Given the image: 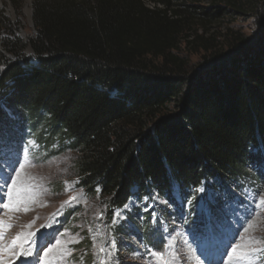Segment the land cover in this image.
<instances>
[{"label": "trees", "instance_id": "16d2710c", "mask_svg": "<svg viewBox=\"0 0 264 264\" xmlns=\"http://www.w3.org/2000/svg\"><path fill=\"white\" fill-rule=\"evenodd\" d=\"M10 3L21 15L23 0ZM31 3L27 40L0 10V98L69 142L83 188L121 208L134 192L164 196L177 186L184 195L246 174L264 148V7L255 8L253 43L235 37L223 51L201 40L209 54L193 66L177 54L185 19L166 8Z\"/></svg>", "mask_w": 264, "mask_h": 264}, {"label": "rangeland", "instance_id": "374dc122", "mask_svg": "<svg viewBox=\"0 0 264 264\" xmlns=\"http://www.w3.org/2000/svg\"><path fill=\"white\" fill-rule=\"evenodd\" d=\"M145 2L166 8L171 18L185 19L177 54L193 66L209 54L201 40L223 51L228 50L235 37L253 43L260 26L255 8L264 7V0ZM0 10L15 23L16 33L24 40L35 33L31 0H23L21 15L10 0H0ZM25 52L32 53L29 47ZM0 108L4 111L0 118V159L5 165L0 171V195L4 197L0 205L8 202V186L13 179L17 181L14 189L19 185V189L24 188L23 197L25 193L40 197L34 207L21 206L22 211L13 215L0 207V220L12 225L6 230L3 243L24 233L21 243L23 249L30 248L26 259L30 264H41L53 257L54 264H159L151 253L162 251L170 264H249L248 257L234 258L240 256L239 251L230 257L232 246L264 248V204L259 203L264 200V148L254 151L257 158L233 184L202 181L184 195L177 186L164 196H137L134 192L125 204L127 208H114L98 193L80 185L75 170L77 153L69 142L61 140L56 132L51 133L46 122L34 124L24 114L13 113L5 98H0ZM5 178L7 184L3 182ZM200 188L204 191L197 192ZM70 197L75 199L65 204ZM16 198L23 200L14 193L13 199ZM27 206L31 210L25 213ZM28 234H32L30 238ZM169 241L171 245L165 249ZM65 249L70 256L60 255ZM20 250L18 244L10 253H4V259L17 264L20 256L15 253ZM261 257L264 252L251 254L254 264H264ZM22 260L23 256L18 263L22 264Z\"/></svg>", "mask_w": 264, "mask_h": 264}, {"label": "snow or ice", "instance_id": "6c2138e0", "mask_svg": "<svg viewBox=\"0 0 264 264\" xmlns=\"http://www.w3.org/2000/svg\"><path fill=\"white\" fill-rule=\"evenodd\" d=\"M30 143H34V142H30ZM25 151L27 152V149H25ZM4 162L2 159H0V171L3 170L4 167ZM10 167L12 165H9ZM24 167L23 164L20 165V168L22 169ZM4 184H7V179H4ZM17 181L15 179H13L12 181V185H16ZM12 185L8 186V192H7V196H8V202L3 203L2 205H0V207H3L4 209L10 210V211H20L21 209L18 207V204L21 202L20 200H15L13 199L14 197V193L16 196H19L21 189L16 188L14 189ZM197 192H202L204 191L203 188L197 189ZM4 197L2 195H0V200H3ZM75 199V197H70L68 201L64 202L65 204H70L73 200ZM260 204H264V200H261L259 202ZM128 205H125V208H127ZM23 211H29L28 208H24ZM12 225L4 220H0V264H12L11 260H5L3 253L5 252H11V250L13 248H15L18 244H20L21 250L19 252H16L15 255L16 256H22V255H26L27 253H25L23 247H22V243L21 240L22 238L25 237L24 233H17L16 237L13 238V240L10 243H3V238H4V234L6 232V230L8 228H10ZM32 234H28V238H30ZM248 239V238H246ZM25 242H27V240H25ZM72 242H78V240H73ZM61 244V241H57V245L59 246ZM171 245V241H169L168 244L165 245V249H167L169 246ZM101 251H103V249H101ZM240 252V256L239 257H234L235 259H243L244 257H248L249 258V264H254V261L251 258V254L252 253H261L264 252V248H256V249H245L243 247V245H233L231 252L229 253L230 257L233 256V254ZM65 253L70 256L71 253L67 252L66 249L63 250L60 255L63 257L65 255ZM30 255V254H28ZM151 255H153L156 260L159 261V264H170V261L167 258L166 252H153L151 253ZM262 259H264V257H261ZM55 262V257H53L52 260H43L41 262V264H54Z\"/></svg>", "mask_w": 264, "mask_h": 264}, {"label": "bare ground", "instance_id": "6f19581e", "mask_svg": "<svg viewBox=\"0 0 264 264\" xmlns=\"http://www.w3.org/2000/svg\"><path fill=\"white\" fill-rule=\"evenodd\" d=\"M20 178H21V177H20ZM25 181H26V180H25ZM19 182H20V180H19ZM23 184H24V183H23ZM36 184H37V183H36ZM12 186H13V188H15V185H12ZM19 186H20V185H19ZM19 186H18V187H19ZM34 186H35V185H34ZM36 186H37V185H36ZM18 187H17V188H18ZM23 189H24V188L21 189L22 193H21V195H19V197H21L24 201L21 200V199H17V198L14 199V201H15V200H20V201H21V202L18 204V207H19V208H20L21 206H24V207H25V205H29V206L31 205V208L34 207L35 204H36L34 201H35V200L37 201L40 197L37 196V195H35V194H33V193H30V195L27 194L28 196H26V193H25V196L23 197ZM25 189H26V188H25ZM26 192H27V191H26ZM37 198H38V199H37ZM23 202H24V203H23ZM29 206H27V208H28L29 210H31V208H29ZM33 210H34V209H33ZM21 211H22V210H21ZM16 212H17V211H12L11 214L13 215V214L16 213ZM32 212H34V211H32ZM25 213H26V211H25ZM28 213H29V212H28ZM23 216H24V215H23ZM24 217H25V216H24ZM29 217H30V216H29ZM27 218H28V216H27ZM11 220H12V219H11ZM8 221H9V219H8ZM10 224H11V222H10ZM14 225H15V224H14ZM9 229H10V228H9ZM41 233H42V232H41ZM24 240H27V239H24ZM38 241H39V240H38ZM9 242H10V241H9ZM21 242H22V240H21ZM21 242H20V243H21ZM33 242H34V241H33ZM25 243H26V242H24V245L26 246ZM38 243H39V242H38ZM19 245H20V244H19ZM25 246H24V247H25ZM22 247H23V246H22ZM28 247H29V246H28ZM28 247L26 246V247L24 248V251H25V253H27V254H26V255H22V256H23V260H22L23 263H22V264H30V260H28V261L26 260L27 257L30 256V255H28V254H30V252H29V249H30V248L28 249ZM30 247L33 249V248H35V245L33 244V247H32V246H30ZM18 248H19V247H18ZM13 249H15V248H13ZM39 250H40V249H39ZM31 251H32V250H31ZM16 252H17V251H16ZM50 252L52 253L53 251L50 250ZM5 253H6V252H5ZM54 254H55V253H54ZM56 254H57V253H56ZM3 255H4V253H3ZM35 255H36V257H37V254L34 253L33 256H35ZM36 257H35V258H36ZM20 258H21V256H20L19 258L16 259L17 264H19V263H18V262H19L18 260H19ZM32 260H33V259H32ZM42 261H43V260H42ZM36 262H37V261H36Z\"/></svg>", "mask_w": 264, "mask_h": 264}, {"label": "built area", "instance_id": "2783aa9c", "mask_svg": "<svg viewBox=\"0 0 264 264\" xmlns=\"http://www.w3.org/2000/svg\"><path fill=\"white\" fill-rule=\"evenodd\" d=\"M254 151H255V150H254ZM254 151H253V152H254Z\"/></svg>", "mask_w": 264, "mask_h": 264}]
</instances>
